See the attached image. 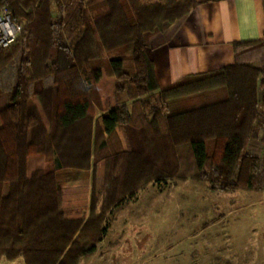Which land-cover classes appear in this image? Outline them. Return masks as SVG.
<instances>
[{"label":"trees","instance_id":"1","mask_svg":"<svg viewBox=\"0 0 264 264\" xmlns=\"http://www.w3.org/2000/svg\"><path fill=\"white\" fill-rule=\"evenodd\" d=\"M72 1L0 0L16 21L25 20L20 36L25 33L31 51L26 72H17L10 103L0 107V259L77 264L96 250L111 210L158 172L182 173L184 180L198 174L210 189L223 192L264 191V67L238 60L160 89L144 35L188 14L196 1L162 6L125 0L133 20L123 0H77L75 10ZM52 6L58 9L55 19ZM64 14H71L67 23ZM67 28L77 33L70 45L63 39ZM18 39L0 48V65ZM124 47H130L131 70L123 56L111 57L108 68L90 67L102 51ZM89 71L91 92L81 76ZM35 83L43 86L31 91ZM219 87L228 92L205 106L167 113L168 101ZM94 106L103 114L104 131L93 117ZM117 129L124 149L109 146ZM54 155L58 169L91 170V176L60 186L54 172L28 175L29 157ZM80 192L81 204L65 203V195Z\"/></svg>","mask_w":264,"mask_h":264},{"label":"rangeland","instance_id":"2","mask_svg":"<svg viewBox=\"0 0 264 264\" xmlns=\"http://www.w3.org/2000/svg\"><path fill=\"white\" fill-rule=\"evenodd\" d=\"M76 1H72L70 6L74 7ZM142 1L147 5L167 6L183 0ZM123 2L129 20H133V13L128 9L126 1ZM51 8L55 19L58 17V9L55 6ZM70 19L71 14H64V23ZM23 22L25 24V20ZM173 22L164 21L163 25ZM62 32L65 43L72 44L76 32L68 28ZM15 44L13 53L4 65H0V107L10 103L7 99L16 82L17 72H26V61L31 52L26 47L25 33ZM114 56H123L126 59L125 67L132 69L130 47L111 52L102 51L100 57L90 60V67L108 68V60ZM70 60L74 61L72 58ZM81 76L91 92L90 71L83 72ZM35 86L41 85H31V91H34ZM227 92V87H219L198 94L202 105L195 108L205 106L211 99ZM148 97L153 103L157 93ZM195 108L190 105L187 109ZM99 112L94 106L95 120L100 118ZM120 130L118 132L121 133ZM117 136L110 141L109 146L126 148L125 142ZM181 174L176 177L163 172L154 174L141 192L128 197L111 216L107 215V234L97 243L96 250L79 258L77 264H264V191L212 190L209 183L199 180L198 174L196 180H184ZM156 177L166 179L158 181ZM5 188L8 191V185ZM78 188L84 191L82 186ZM83 198V192L72 197L65 195V203L76 206L83 202ZM97 198L96 212L101 202L100 195Z\"/></svg>","mask_w":264,"mask_h":264},{"label":"crops","instance_id":"3","mask_svg":"<svg viewBox=\"0 0 264 264\" xmlns=\"http://www.w3.org/2000/svg\"><path fill=\"white\" fill-rule=\"evenodd\" d=\"M195 1L196 5L183 18L144 35L147 54L160 89L186 80L190 75L215 72L238 60L264 67V0ZM250 42L254 44L244 46ZM41 87L35 86L34 91ZM199 100L200 95L170 100L167 102V113L187 111L190 105L193 108L201 106ZM98 115V124L104 131L101 121L103 114L99 112ZM118 135L125 142L122 131ZM55 159V155L51 159L45 156L29 157L28 175L34 170L54 172L60 186L72 179L91 176L90 171L81 169H58ZM3 193H7L5 187ZM119 207L112 209L109 215ZM0 264L26 263L24 257L19 256L12 260L2 257Z\"/></svg>","mask_w":264,"mask_h":264},{"label":"built area","instance_id":"4","mask_svg":"<svg viewBox=\"0 0 264 264\" xmlns=\"http://www.w3.org/2000/svg\"><path fill=\"white\" fill-rule=\"evenodd\" d=\"M23 23L16 21L6 6L0 5V48H7L18 39Z\"/></svg>","mask_w":264,"mask_h":264}]
</instances>
